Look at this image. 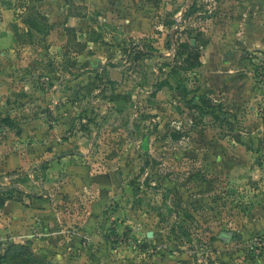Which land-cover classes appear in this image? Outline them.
<instances>
[{
	"label": "rangeland",
	"instance_id": "374dc122",
	"mask_svg": "<svg viewBox=\"0 0 264 264\" xmlns=\"http://www.w3.org/2000/svg\"><path fill=\"white\" fill-rule=\"evenodd\" d=\"M244 1L147 0L151 29L141 37L81 5L57 13L51 39L50 9L37 17L29 7L23 20L36 23L42 37L20 33L0 54V139L11 131L7 138L15 141L23 125L45 118L75 154L43 168L35 158L9 173L0 191L27 199L19 186L33 179L53 195L80 167L107 175L109 185L120 175L101 212L93 189L74 198L90 204L107 242L100 264H264V51L247 52L244 68L226 71L210 69L204 53ZM66 12L75 20L63 23ZM181 44L190 50L182 53ZM198 51L199 66L185 65ZM29 138L28 148L45 139ZM67 197L65 217L73 216ZM229 233L230 241L220 239ZM2 240L0 264L10 244Z\"/></svg>",
	"mask_w": 264,
	"mask_h": 264
},
{
	"label": "crops",
	"instance_id": "0c3cea01",
	"mask_svg": "<svg viewBox=\"0 0 264 264\" xmlns=\"http://www.w3.org/2000/svg\"><path fill=\"white\" fill-rule=\"evenodd\" d=\"M148 4L147 0H0V54L5 55L8 52V43L19 39L20 33L32 34L33 32L35 36H40L41 29L36 23L32 26L23 20L32 8H34L37 17L43 16L50 9V14L45 16L49 19L52 29L46 36L51 39L55 36L53 25L54 22H57V13L60 14V10H64L65 7L68 9L81 5L99 8L101 14H107L111 19H106L105 22L111 21L115 25L125 23L127 34L130 37H141L148 35L151 29L147 24L148 19H146ZM232 11L233 21L229 23L227 30L213 33L205 47L204 53L207 57H211V61H209L211 63L208 64L210 69H225L226 71L231 67L234 68V64H237L239 68L245 66V58H242V55L251 51H264V0H245L244 9L241 12L236 7ZM68 13L66 12L63 23L75 20V17L69 16ZM50 50L53 52L54 47L51 46ZM206 61L202 58L203 67H206ZM216 76L219 78L218 74ZM221 77L228 79V74H223ZM8 84H10L9 81L2 82V85ZM39 116L43 119L42 115ZM22 127L23 131L18 132L19 136L15 137V141L13 138L10 140L7 138L8 134L13 135L10 129L5 137L1 136L0 183L3 180L11 179L7 177L9 173L20 169L26 170L35 158L36 165L43 168L47 163L50 165L70 163L72 154H75L65 151L69 150L68 141L70 140L64 144L60 143L59 134L61 131L51 128L45 118L30 122ZM29 137L35 140L43 137L45 139L36 148H28L24 143L26 140H30ZM34 153L41 158L34 157L36 156ZM80 155L85 156L84 153H80ZM76 156L75 160H77ZM71 176H73L72 180H68L67 184L58 185L57 189L52 190L54 194L49 196L45 194L48 187L43 181L32 179V183L18 185L20 190H24L27 194V199L24 198V202L8 200L0 210V237L10 241V244H26L28 241L23 242V239L29 240L28 238L33 236L35 239H31V242L28 243L33 246L34 252L42 256L50 255L59 264H100L105 262L108 254L107 242L103 238L100 227L96 228L93 223L90 204H86V200L83 198L80 201L78 198H74L79 193L93 189L100 194L95 204V210L99 213L120 175H114L113 179H110L113 185L108 184L107 178L109 177L107 175L91 174L85 167L76 168L75 173ZM18 186L14 185L12 188ZM54 186L56 187L55 184ZM4 191L6 189L0 191V194ZM62 194L63 196L68 195L67 202H72L68 206L71 208L69 213L73 216L68 214L65 217L63 215ZM82 204H84L83 210H79L78 206H82ZM63 221L67 225L60 224ZM37 232H42L44 235L51 233L52 236L38 239L35 236ZM60 233H67L68 236L57 235ZM111 251L114 252V250Z\"/></svg>",
	"mask_w": 264,
	"mask_h": 264
},
{
	"label": "trees",
	"instance_id": "16d2710c",
	"mask_svg": "<svg viewBox=\"0 0 264 264\" xmlns=\"http://www.w3.org/2000/svg\"><path fill=\"white\" fill-rule=\"evenodd\" d=\"M195 5H193L194 8ZM179 49L182 53H185L186 50H190L189 46L181 44ZM200 58L199 51L193 56L189 53L187 59L184 61L185 65L190 63V67H198V60ZM192 61V62H191ZM204 104L208 105L207 102ZM210 106V104H209ZM8 200H15L10 193L3 192L0 194V210L3 209L5 203ZM17 201L22 202L23 199L16 198ZM2 264H48L47 261L34 252L33 246L29 243L27 244H9L4 250V255L1 257ZM54 264V263H52Z\"/></svg>",
	"mask_w": 264,
	"mask_h": 264
},
{
	"label": "water",
	"instance_id": "95a60500",
	"mask_svg": "<svg viewBox=\"0 0 264 264\" xmlns=\"http://www.w3.org/2000/svg\"><path fill=\"white\" fill-rule=\"evenodd\" d=\"M233 238V234L229 233V234H223L221 236V240L224 241V242H228L230 241L231 239Z\"/></svg>",
	"mask_w": 264,
	"mask_h": 264
},
{
	"label": "built area",
	"instance_id": "2783aa9c",
	"mask_svg": "<svg viewBox=\"0 0 264 264\" xmlns=\"http://www.w3.org/2000/svg\"><path fill=\"white\" fill-rule=\"evenodd\" d=\"M43 235H44V234H42V232H37L35 236L39 238V237H41V236H43ZM0 241L3 242L4 240L0 239ZM133 248H134L135 250H139V249H141V247H139V245H135V244H133Z\"/></svg>",
	"mask_w": 264,
	"mask_h": 264
}]
</instances>
